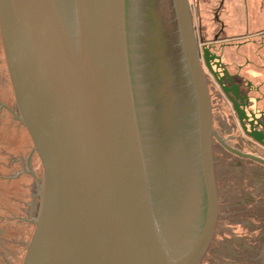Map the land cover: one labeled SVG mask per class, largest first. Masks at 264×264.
<instances>
[{"label": "water", "instance_id": "water-1", "mask_svg": "<svg viewBox=\"0 0 264 264\" xmlns=\"http://www.w3.org/2000/svg\"><path fill=\"white\" fill-rule=\"evenodd\" d=\"M188 2L0 0V264H264V165L215 177Z\"/></svg>", "mask_w": 264, "mask_h": 264}, {"label": "flooded vegetation", "instance_id": "flooded-vegetation-1", "mask_svg": "<svg viewBox=\"0 0 264 264\" xmlns=\"http://www.w3.org/2000/svg\"><path fill=\"white\" fill-rule=\"evenodd\" d=\"M233 2H188L193 45L211 106L214 172L217 179L219 164V180L232 170L242 176V161L264 165V146L251 137L252 133L264 134V13L250 12L257 2L264 12V0H235L236 6ZM174 25L178 62L184 65L189 80L176 16ZM187 85L192 109L190 80ZM191 126L192 115L177 141L178 149L191 145ZM216 149L223 150V156L216 155Z\"/></svg>", "mask_w": 264, "mask_h": 264}, {"label": "crops", "instance_id": "crops-1", "mask_svg": "<svg viewBox=\"0 0 264 264\" xmlns=\"http://www.w3.org/2000/svg\"><path fill=\"white\" fill-rule=\"evenodd\" d=\"M258 2H259V1H258ZM258 2H257L256 5L253 3V5L251 6V8H250V12H251V13H253V14H256V13H264V12L261 10V7H259V6H260L259 3H261V2H259V3H258ZM233 3H234L235 6H236V2H235V0H234ZM233 3H232V4H233Z\"/></svg>", "mask_w": 264, "mask_h": 264}, {"label": "rangeland", "instance_id": "rangeland-1", "mask_svg": "<svg viewBox=\"0 0 264 264\" xmlns=\"http://www.w3.org/2000/svg\"><path fill=\"white\" fill-rule=\"evenodd\" d=\"M190 5H194V0H189Z\"/></svg>", "mask_w": 264, "mask_h": 264}]
</instances>
